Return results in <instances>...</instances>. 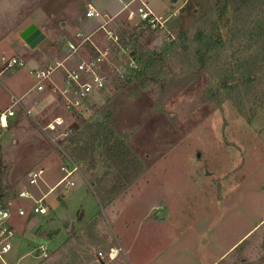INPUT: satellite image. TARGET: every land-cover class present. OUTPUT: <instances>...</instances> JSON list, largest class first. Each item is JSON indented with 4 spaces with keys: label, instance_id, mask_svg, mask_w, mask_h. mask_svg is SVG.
Here are the masks:
<instances>
[{
    "label": "rangeland",
    "instance_id": "1",
    "mask_svg": "<svg viewBox=\"0 0 264 264\" xmlns=\"http://www.w3.org/2000/svg\"><path fill=\"white\" fill-rule=\"evenodd\" d=\"M90 1L106 11L101 24L87 16ZM122 1L0 0V112L13 96L23 103L1 131L2 204L32 210L33 200L18 196L26 187L35 199L45 197L49 213L37 216L38 239L48 243L53 233L62 244L70 236L74 264H100L95 255L111 246L121 251L108 264H264V0H237L223 20L222 0H135L111 15ZM143 2L161 22L140 21ZM88 21L94 23L84 41L78 34ZM32 24L46 35L36 48L21 38ZM70 42L79 46L75 54L64 51ZM107 48L106 90L76 105L75 95L64 93L62 68L43 91L32 89L38 83L32 69L65 59L74 69ZM12 58L25 65L5 68ZM120 67L127 72L118 73ZM57 76L60 88L51 83ZM56 117L64 119L67 137L63 129L43 131ZM108 137L144 167L114 214L107 206L117 184ZM51 138L81 167L74 187L64 183L51 192L66 162ZM38 168L44 180L30 187Z\"/></svg>",
    "mask_w": 264,
    "mask_h": 264
},
{
    "label": "built area",
    "instance_id": "2",
    "mask_svg": "<svg viewBox=\"0 0 264 264\" xmlns=\"http://www.w3.org/2000/svg\"><path fill=\"white\" fill-rule=\"evenodd\" d=\"M144 9H140L138 12V16L140 17L141 22H149L150 24L155 25L157 22H161L162 17L156 16V14L149 8L146 3H142ZM129 7H126L128 9ZM137 13L135 11H130L129 17L133 19V17ZM87 16L90 18H99L103 21L102 15L92 6H89L87 11ZM107 18V15H103ZM106 23V22H105ZM107 24V23H106ZM101 29L106 30V26L103 25ZM111 31H107L109 33V39L118 41L119 38L114 37L110 33ZM78 37H83L84 41L90 40L89 37H85L84 34L79 33ZM67 52H72L75 54L79 50V46L73 43H68ZM99 55L96 57H88L83 59L79 62L74 69H68L65 65L64 61L57 62L55 66H48L46 68H38L32 69L30 74L36 76L38 78V83L36 84V88L38 91H43L46 87V82L49 81L51 76L60 68L64 69L65 71V79L67 84L69 85L68 88L65 89L64 93H70L75 95L76 105L80 104L79 100H83L88 96L95 95L100 93L107 88V79L105 75V68L108 67V64L112 62L108 56L110 55V49L107 48L103 52L99 50ZM3 61H6V58H3ZM18 64L19 66H24L25 62L22 60H18L17 58H12L9 63L6 65L5 68H10L13 65ZM6 71V70H4ZM3 71V72H4ZM127 72L126 67H120L117 72L123 74V72ZM67 98V96H66ZM12 104L11 106L0 114V136L1 131L5 130L10 125V119L16 115L14 110L15 106L23 107V103L20 98L15 96L12 97ZM69 104H72V101L69 100ZM43 131L47 134H52L54 132L59 131L60 129L64 130L63 137H67L69 135V130L65 127V121L62 117H56L51 122L47 123L45 126L42 127ZM52 142L60 149L59 144L57 143L56 138H51ZM63 154L64 162L61 165V172L63 176L61 180L55 185L51 192L56 190L59 186L66 183L68 188L74 187L76 185L75 180L73 179L75 174L81 173V167L78 162L73 159L70 155H68L65 151H61ZM45 170L43 168H38L33 170L29 174V182L28 186L30 187H38L39 182L44 180ZM18 196L21 199L26 200H33V208L31 212L37 216H46L49 213L48 207L45 206L44 200L45 197L40 199H35L31 189L26 187L18 192ZM12 203L7 204H0V258L3 257L6 253H8L13 248V239L16 236V231L8 224L9 220L12 216ZM21 216H25L27 211L24 208H19L18 210ZM41 250L45 251V247H41ZM121 248L115 246L110 248L106 253L105 252H98L96 256V261L100 264H106L116 259V257L120 254ZM109 259L106 261V259Z\"/></svg>",
    "mask_w": 264,
    "mask_h": 264
},
{
    "label": "crops",
    "instance_id": "3",
    "mask_svg": "<svg viewBox=\"0 0 264 264\" xmlns=\"http://www.w3.org/2000/svg\"><path fill=\"white\" fill-rule=\"evenodd\" d=\"M134 1L135 0H127L124 2L122 1L121 6L115 9L114 11H111L110 14L117 15L121 13L126 9V7H130ZM89 6H92L100 13L104 12V14L106 15L105 13L106 11L100 10L98 6L92 3L91 1L89 2ZM101 22H103V20L98 19L97 23L101 24ZM81 23L82 22L79 20L80 26ZM93 23L94 22L92 21L85 22V24L82 26V32L80 33L84 35L91 34L90 32L92 28L91 25ZM64 51L67 52V49L64 48ZM59 77L60 76H57L56 79L51 80V83H53L58 88H60L62 83V80H60ZM32 89H36V85H34ZM28 94L29 91L25 92L22 95V97H25ZM4 111H1L0 114ZM61 175L63 176V174ZM49 194L46 196V200ZM119 196H121V194L115 197L114 199L107 201L108 210L111 211L113 214L116 212L115 206L119 200L118 199ZM18 210L13 211L12 209V216L8 223L16 231V236L13 239V248L8 253L3 255L2 258H0V264H74V249L70 245L67 246L70 236L68 237L66 242L64 243L62 242L61 244L60 241L59 242L57 241L58 239L57 236L53 235V233H50L48 234L50 235L51 238L49 242L48 243L43 242L42 239H38V237H43V234L39 229V225H38L39 218L37 217V215L33 214L31 210H27V214L25 216H21ZM160 216L163 219L165 217L164 214L162 213H160ZM78 228H80V226ZM69 233L71 234V229ZM50 242L54 245V247L51 248L49 244ZM41 247H45L46 250L45 251L41 250L40 249ZM112 247L115 246H111L110 248ZM226 253L227 252H225L221 256V258L224 255H226ZM83 264H88V263H83ZM213 264H215V262Z\"/></svg>",
    "mask_w": 264,
    "mask_h": 264
},
{
    "label": "trees",
    "instance_id": "4",
    "mask_svg": "<svg viewBox=\"0 0 264 264\" xmlns=\"http://www.w3.org/2000/svg\"><path fill=\"white\" fill-rule=\"evenodd\" d=\"M241 4H245L247 0H239ZM237 2V0H222L223 6L219 11V18L223 20L226 15L229 6L232 3ZM238 3V2H237ZM200 59L204 62L205 54L203 51L200 52ZM106 134V132H104ZM110 137H113L114 133L109 130ZM98 136H96L97 138ZM107 137V136H105ZM110 137L107 138L106 144V153L108 158L111 160L109 165L111 168L117 171L115 180L117 184L113 187V192L110 193V199H114L120 195L126 188H128L136 179H138L144 172V167L137 160L135 155L128 149L124 144H122L119 139L115 138L112 144L110 143ZM79 160H84L85 156L82 155L79 151L77 152ZM5 174L3 171V162L0 161V204L6 201L7 194L5 193L6 188L4 186Z\"/></svg>",
    "mask_w": 264,
    "mask_h": 264
},
{
    "label": "water",
    "instance_id": "5",
    "mask_svg": "<svg viewBox=\"0 0 264 264\" xmlns=\"http://www.w3.org/2000/svg\"><path fill=\"white\" fill-rule=\"evenodd\" d=\"M175 1L176 0H173V2ZM21 38L31 48H36L40 43H42L46 39V35L40 28H38L37 25L32 24L21 33Z\"/></svg>",
    "mask_w": 264,
    "mask_h": 264
}]
</instances>
